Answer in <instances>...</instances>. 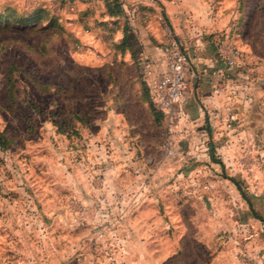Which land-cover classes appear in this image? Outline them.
<instances>
[{"label":"rangeland","instance_id":"rangeland-1","mask_svg":"<svg viewBox=\"0 0 264 264\" xmlns=\"http://www.w3.org/2000/svg\"><path fill=\"white\" fill-rule=\"evenodd\" d=\"M200 2L210 16L234 11L237 31L249 21L246 35L264 45V0ZM68 4L0 0V264H211V242L225 252L217 237L233 238L229 211L180 207L198 178L180 175L137 59L91 62L100 49L80 46L76 20L98 26L103 7L83 2L95 14L78 18Z\"/></svg>","mask_w":264,"mask_h":264},{"label":"crops","instance_id":"crops-1","mask_svg":"<svg viewBox=\"0 0 264 264\" xmlns=\"http://www.w3.org/2000/svg\"><path fill=\"white\" fill-rule=\"evenodd\" d=\"M120 1L129 16L135 56L128 50L124 53L115 51L113 43H118L122 37L109 40L91 23L87 26L76 20V39L80 46L84 47L82 40L89 39L93 50L99 47L100 53L95 58L90 56L91 62H122L121 65L127 68L136 59L149 57L155 74L162 68L159 46L167 38L163 23L170 25L184 47L196 50L185 73L186 88L175 105L172 135L168 138L169 144L178 149L177 160L184 165L180 175L186 177L192 171L198 178L195 186L189 189L191 192L181 194L185 198L189 195V199L178 204L189 210L224 207L229 211L228 221L233 225L234 239L228 241L225 252L211 242V264H246L238 255L241 248L246 250L253 264H264L263 43L251 41L246 35L249 21L245 22L244 30L239 28L237 31L233 23L234 11L221 13L217 10L210 16L206 14L208 11L200 2L202 0ZM80 4L79 1L69 3L67 9L78 18H90L95 14L92 8H81ZM139 7L141 11L136 17L134 12ZM252 13L257 14L256 11ZM227 43L241 51L240 69L236 76L225 82L222 90L215 91L211 73L224 67L217 45ZM138 76L143 81L140 73ZM128 81L135 83L136 78L130 76L126 78ZM146 98L150 108L149 92H146ZM163 122L167 126L164 116ZM207 171L212 176L210 185L201 181ZM142 175L139 173L135 177L139 183ZM220 178L227 181L225 186ZM147 192L149 186L133 191L135 195ZM134 203L143 205L145 202L135 199ZM215 215L212 218L216 219ZM213 231L210 239L219 230ZM202 234L203 230L197 228L195 235L201 237Z\"/></svg>","mask_w":264,"mask_h":264},{"label":"built area","instance_id":"built-area-1","mask_svg":"<svg viewBox=\"0 0 264 264\" xmlns=\"http://www.w3.org/2000/svg\"><path fill=\"white\" fill-rule=\"evenodd\" d=\"M164 30L168 40L159 46L162 61L160 72L154 73L153 62L149 57L137 59V66L148 89L153 107L167 120V127L171 132L170 129L175 119L174 108L186 88L185 73L196 50L184 47L168 25L164 26ZM217 51L224 67L215 69L211 75L214 90L220 91L225 87L226 81L237 75L242 53L237 47L228 43L217 45ZM217 238L220 241H231L232 239L228 234L219 235ZM238 255L242 262L253 264L245 249L241 248Z\"/></svg>","mask_w":264,"mask_h":264},{"label":"trees","instance_id":"trees-1","mask_svg":"<svg viewBox=\"0 0 264 264\" xmlns=\"http://www.w3.org/2000/svg\"><path fill=\"white\" fill-rule=\"evenodd\" d=\"M65 1H68L69 3L79 1L81 3L83 2L88 3V5L94 1H97L98 3H100V6L103 7L101 16L103 19H107L108 21L99 20L97 24L98 26H94L92 24L93 27L94 28L101 27L102 30L105 31V34L106 32L109 33L108 34L109 40H111L115 32L120 31L122 33V38L118 43H115V42L113 43V49L120 53H124L126 52V50H128L129 52L131 51V53L134 54V56L136 55L135 51H133L134 49L131 46V36H130L131 27L129 26L126 20L127 11L123 7V4L120 0H61L62 3H64ZM90 8H92V11L95 12L94 11L95 7H90ZM140 11H141V8L140 7L137 8L136 11L134 12V15L138 17V14L140 13ZM38 12L39 10L34 12V17L37 16ZM121 18L122 19L124 18L123 23H121L120 21ZM120 23L121 25H119ZM141 85L143 89L148 93V89L146 87L145 82L142 81ZM150 108L157 115L158 118L162 116V114L159 111H157L151 103H150Z\"/></svg>","mask_w":264,"mask_h":264}]
</instances>
